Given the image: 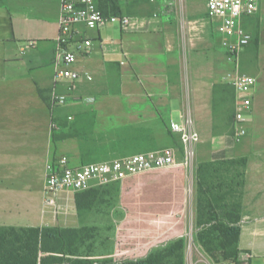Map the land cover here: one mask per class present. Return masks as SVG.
<instances>
[{"label": "crops", "instance_id": "1", "mask_svg": "<svg viewBox=\"0 0 264 264\" xmlns=\"http://www.w3.org/2000/svg\"><path fill=\"white\" fill-rule=\"evenodd\" d=\"M144 1L123 3L120 14L135 23L128 32L117 23L83 29L93 44L74 69L93 79L71 88L54 81L63 64L57 51L60 0H0V227L78 231L72 254L78 260L123 254L138 260L195 232L194 166L62 192L57 215L44 202L47 166L59 157L83 166L167 148L175 142L171 123L190 121L202 143L215 135L218 94L236 70L208 0H156L147 7ZM105 3L100 0L107 15L115 14ZM253 16L244 21L247 30ZM55 95H67V104L57 105ZM262 110L263 81L253 90L250 127L264 122ZM233 142L218 143L207 154L198 150V161L235 158ZM261 142L249 137L253 157L238 213L239 264H264ZM184 264L234 263L187 257Z\"/></svg>", "mask_w": 264, "mask_h": 264}, {"label": "built area", "instance_id": "2", "mask_svg": "<svg viewBox=\"0 0 264 264\" xmlns=\"http://www.w3.org/2000/svg\"><path fill=\"white\" fill-rule=\"evenodd\" d=\"M128 1L111 0L112 7L121 10L123 3ZM150 1L156 2V0ZM60 2L57 51L62 56L63 64L56 70L54 81L66 83L72 88L84 78L88 81L93 79L87 73L74 69L78 56L85 54L93 44L92 40L83 37V29L99 31L108 24L117 23L122 31L128 32L135 23L123 14L107 15L100 8V0H60ZM259 2L260 0H208V14L216 23L222 46L231 61L236 60L241 51L252 42V34L244 26V21L258 12ZM257 84V77L252 75L237 74L234 78L233 85L238 94L232 134L235 142H241L248 133L247 124L253 111V90ZM55 102L57 105H66L68 97L55 95ZM170 131L179 137V146L83 166H73L66 156L55 159L47 166L45 205L57 215L61 210L58 197L62 192L79 193L93 185L107 186L111 183L123 182L128 178L175 167L191 171L196 158L197 145L201 142L200 134L190 125V121L186 124L171 123Z\"/></svg>", "mask_w": 264, "mask_h": 264}, {"label": "rangeland", "instance_id": "3", "mask_svg": "<svg viewBox=\"0 0 264 264\" xmlns=\"http://www.w3.org/2000/svg\"><path fill=\"white\" fill-rule=\"evenodd\" d=\"M150 0H146L142 3L145 7L149 5ZM248 31L252 33V42L243 51H241L238 58L231 61L235 65L236 73L243 75H252L258 78V82L263 81L264 84V0H262V8L258 14H255L252 20L248 23ZM235 78V77H234ZM221 92L218 94L220 98L219 108L217 111V121L214 127V137H209L208 142H201L203 147L201 150L198 148L196 151V158L194 161V197L197 208V222L195 226V232L193 235L177 239L171 243L163 244L155 253L142 256L138 260L136 255L123 254L114 255L104 260L82 259L78 260L72 258L73 247L61 244V241L55 237V232L49 234V236L42 241L40 246V256L44 259L42 264H53L55 259L61 261L63 264H97V263H111V264H128L135 262H149V264H184L186 258L189 257L190 261L196 259L209 258L214 261L208 253L204 250L198 240V235L203 228L202 223L207 222L213 215L210 210L207 209L209 198L219 200L218 205L222 207L226 212V220H234L239 215L241 209V200L244 194V187L246 183L245 171L249 164V160L253 157V153L249 146V137H261L262 141L258 147L264 150V122L257 128L258 121L247 124L248 133L241 140V142H235L232 139L233 134V121L237 108L238 94L233 85V82L225 87L221 88ZM264 115V111L262 110ZM253 129H258L254 136ZM174 144L171 146H177V136L174 140ZM223 141L233 142L235 149L238 150L235 158L223 159V160H199V153L207 154L218 143ZM201 145V146H202ZM240 149V151H239ZM205 159V156L203 157ZM264 165V158L261 159ZM163 171H157L146 175H162ZM144 176V175H143ZM142 176V177H143ZM141 176H139L140 178ZM136 178V177H133ZM182 243V247H181ZM218 241H214L210 245V248L214 249L217 255L218 261H223L218 250ZM199 249L201 252H199ZM233 248H230L232 251ZM63 255V256H62ZM69 256V257H66ZM132 258V259H131ZM131 259V260H130ZM215 262V261H214ZM41 263V260L39 261Z\"/></svg>", "mask_w": 264, "mask_h": 264}, {"label": "trees", "instance_id": "4", "mask_svg": "<svg viewBox=\"0 0 264 264\" xmlns=\"http://www.w3.org/2000/svg\"><path fill=\"white\" fill-rule=\"evenodd\" d=\"M105 1L106 6H110V9L113 10L115 14H120V8L112 7L111 0ZM100 8L102 9V6H100ZM104 12L106 13L107 10ZM177 140H179L178 136ZM179 145L180 143L178 141L177 146ZM218 202V199L214 200L213 198H209L208 200L207 209L210 210V214L213 216L207 222L202 223L203 231L198 235L199 243L215 262L230 261L234 264H239L237 244L241 234V217L238 216L234 220L226 221V211L218 205ZM53 232H55V237L58 241H61V244L74 248L72 253H70L71 255L78 252V248L74 246V241L76 240L75 235L76 232H78L75 230H62L59 228L0 227V264H42L44 259L40 256V246L42 241ZM215 240L218 241V250L221 252L220 255L223 261H218L214 249L210 248V245L213 244ZM182 246L181 243V247ZM230 248H233V250L230 251ZM40 260L41 263H39ZM53 264L63 263L55 259ZM128 264H149V262L142 261Z\"/></svg>", "mask_w": 264, "mask_h": 264}]
</instances>
